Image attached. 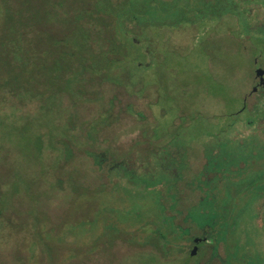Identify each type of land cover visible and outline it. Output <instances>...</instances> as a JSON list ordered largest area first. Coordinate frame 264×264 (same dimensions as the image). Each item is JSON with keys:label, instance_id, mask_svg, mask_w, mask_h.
Wrapping results in <instances>:
<instances>
[{"label": "rangeland", "instance_id": "1", "mask_svg": "<svg viewBox=\"0 0 264 264\" xmlns=\"http://www.w3.org/2000/svg\"><path fill=\"white\" fill-rule=\"evenodd\" d=\"M255 11L264 0H0V264H194Z\"/></svg>", "mask_w": 264, "mask_h": 264}, {"label": "flooded vegetation", "instance_id": "2", "mask_svg": "<svg viewBox=\"0 0 264 264\" xmlns=\"http://www.w3.org/2000/svg\"><path fill=\"white\" fill-rule=\"evenodd\" d=\"M240 23L253 67L240 107L220 114L226 120L220 133L228 136L215 140L208 155L212 209L205 225L191 223L187 254L194 264L203 250V264H264V15L255 11L251 23Z\"/></svg>", "mask_w": 264, "mask_h": 264}, {"label": "trees", "instance_id": "3", "mask_svg": "<svg viewBox=\"0 0 264 264\" xmlns=\"http://www.w3.org/2000/svg\"><path fill=\"white\" fill-rule=\"evenodd\" d=\"M55 5L57 4V3H54ZM59 4V3H58ZM118 6H119V4H117ZM117 5L115 6V8L117 7ZM100 24H102V23H100ZM35 54H36V51H35ZM35 54H34V56H35ZM55 58H59L58 56H56Z\"/></svg>", "mask_w": 264, "mask_h": 264}]
</instances>
